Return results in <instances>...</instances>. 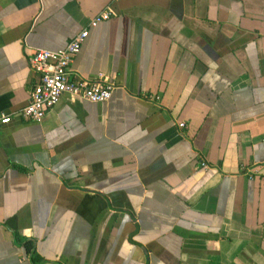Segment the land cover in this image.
<instances>
[{
    "label": "crops",
    "instance_id": "obj_1",
    "mask_svg": "<svg viewBox=\"0 0 264 264\" xmlns=\"http://www.w3.org/2000/svg\"><path fill=\"white\" fill-rule=\"evenodd\" d=\"M104 12L71 74L111 99L16 115ZM2 114L0 264H264V0H0Z\"/></svg>",
    "mask_w": 264,
    "mask_h": 264
},
{
    "label": "built area",
    "instance_id": "obj_2",
    "mask_svg": "<svg viewBox=\"0 0 264 264\" xmlns=\"http://www.w3.org/2000/svg\"><path fill=\"white\" fill-rule=\"evenodd\" d=\"M109 18L110 14L107 12L94 17L88 27L77 33L60 51L39 49L33 53L30 66L39 74L40 79L31 90L29 103L16 115L27 121L40 122L65 94L92 103L111 99L116 88L111 78L100 75L96 80H86L73 78L71 74V64L81 52L90 35V29L96 28ZM10 121L9 115H0V130ZM179 125L181 128L186 127L184 122Z\"/></svg>",
    "mask_w": 264,
    "mask_h": 264
}]
</instances>
